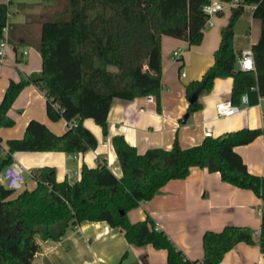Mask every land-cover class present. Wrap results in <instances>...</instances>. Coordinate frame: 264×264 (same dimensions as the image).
<instances>
[{"label":"trees","instance_id":"trees-1","mask_svg":"<svg viewBox=\"0 0 264 264\" xmlns=\"http://www.w3.org/2000/svg\"><path fill=\"white\" fill-rule=\"evenodd\" d=\"M229 2L231 0H219ZM9 3V2H8ZM209 0H64L53 20L39 27L36 47L41 57V72L18 82L10 81L0 100V128L11 127L6 113L19 92L32 84L44 93L46 115L64 119L61 136L52 134L43 124L30 120L21 139L0 147V172L12 162L14 152L84 153L96 141L81 121L92 119L103 133L113 98L132 100L151 96L159 108L161 90L160 38L167 36L198 45L206 18L202 12ZM245 7L260 22V35L250 46L253 70L236 66L233 26ZM8 6L0 5V38L7 26ZM232 79L230 102L239 106L241 96L253 88L264 97V0H241L232 9L231 18L220 31V42L213 63L198 79L185 86L186 113L200 108L198 97L207 93L213 79ZM191 99L192 102H189ZM57 104L58 110L53 105ZM262 136L258 129L238 131L211 138L182 149L176 142L170 150L148 149L138 154L123 138H111L121 175L116 177L99 162L95 169L82 167L79 180H54L52 168L31 172L35 186L14 191L0 183V264H32L37 251L34 236L58 240L65 231L81 221L103 220L123 231L134 245L149 243L165 249L168 264H217L237 242H252L248 226L225 225L221 230H206L201 235V259H188L166 232L157 228L149 215L129 222L126 211L146 201L170 179L184 178L191 168L216 172L229 184L249 189L260 199L257 244L264 260V175H252L235 147ZM116 264H121L120 262ZM133 264V263H131Z\"/></svg>","mask_w":264,"mask_h":264},{"label":"crops","instance_id":"crops-1","mask_svg":"<svg viewBox=\"0 0 264 264\" xmlns=\"http://www.w3.org/2000/svg\"><path fill=\"white\" fill-rule=\"evenodd\" d=\"M211 1V0H209ZM241 1V0H240ZM9 2V3H8ZM63 0H0L8 6L5 39L6 58L0 64V100L7 84L18 82L41 72V57L37 52L39 27L64 6ZM234 7L226 6L214 15L210 25L203 28L198 45L188 47L186 42L161 36L160 67L161 90L159 108L148 97L132 100H111L106 118L107 128L102 132L92 119H83L82 127L96 141L93 149L84 153L65 152H14L15 162L25 172L52 168L54 180L76 182L82 167L95 169L99 162L111 174L121 175L111 138L120 136L138 154L148 149L170 150L174 142L182 149L200 144L206 133L216 138L247 129H258L264 124V97L253 88L240 100L237 112L220 118L215 113L217 103L230 100L232 79L228 76L213 79L211 89L199 96L200 108L186 113L188 99L184 88L198 80L213 63V53L220 42V31L228 25ZM260 22L254 19L248 7L239 15L233 26V49L239 56L250 49L259 38ZM175 50H181L179 59H173ZM6 116L13 120L11 127L0 128V147L5 142L21 139L30 120L43 124L52 134L61 136L66 129L64 119L51 120L46 115V104L40 89L32 84L25 86L12 101ZM208 137V138H209ZM247 171L252 175H264V138L258 136L252 142L234 148ZM20 189L31 190L36 184L26 177ZM20 190L14 191L13 195ZM260 199L249 189L237 188L219 178L218 173L191 168L184 178L170 179L146 201L126 211L129 222L144 220L149 215L157 228L164 230L172 243L191 260L201 259V235L206 230H221L231 224L248 226L253 230L252 242H237L226 251L217 264H264L259 252ZM37 251L32 264H168L165 249L129 244L118 227H110L105 221H81L69 227L58 240L34 236Z\"/></svg>","mask_w":264,"mask_h":264},{"label":"built area","instance_id":"built-area-1","mask_svg":"<svg viewBox=\"0 0 264 264\" xmlns=\"http://www.w3.org/2000/svg\"><path fill=\"white\" fill-rule=\"evenodd\" d=\"M241 3L240 0H231L229 2H220L219 0H211L208 4H205V6L202 8V12L206 18V25H210V20L214 15L222 12V9L226 6L231 7H238V5ZM250 10L253 7H248ZM5 31L6 28L2 31V37L0 38V64L3 63V61L6 58V48H7V40L5 39ZM181 55V50H175L173 53V59H179V56ZM251 51L250 49L244 50L240 53L239 56V70L242 71H250L253 70V65L251 62ZM43 97L44 93L42 92ZM147 100L149 102H153L152 97L148 96ZM55 110H58V106L56 103L53 105ZM238 110V107L233 105L230 100H225L217 103L215 106V113L220 118H225L234 115ZM210 133H206L205 136L209 137ZM264 162V157H263ZM26 177H31V172H25L24 169L21 168V166L15 162H11L9 165L2 168V171L0 172V183L4 185L7 189H10L12 191L20 190L24 185V182L26 180Z\"/></svg>","mask_w":264,"mask_h":264},{"label":"water","instance_id":"water-1","mask_svg":"<svg viewBox=\"0 0 264 264\" xmlns=\"http://www.w3.org/2000/svg\"><path fill=\"white\" fill-rule=\"evenodd\" d=\"M193 99H191L189 102H192Z\"/></svg>","mask_w":264,"mask_h":264},{"label":"rangeland","instance_id":"rangeland-1","mask_svg":"<svg viewBox=\"0 0 264 264\" xmlns=\"http://www.w3.org/2000/svg\"><path fill=\"white\" fill-rule=\"evenodd\" d=\"M63 2H64V0H63ZM201 95H202V94H201ZM201 95H200V96H201ZM198 98H199V97H198Z\"/></svg>","mask_w":264,"mask_h":264}]
</instances>
